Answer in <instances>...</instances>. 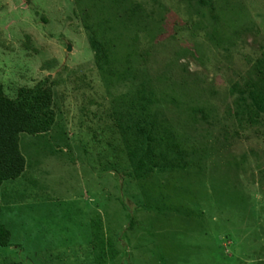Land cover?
I'll return each mask as SVG.
<instances>
[{
  "label": "rangeland",
  "instance_id": "obj_1",
  "mask_svg": "<svg viewBox=\"0 0 264 264\" xmlns=\"http://www.w3.org/2000/svg\"><path fill=\"white\" fill-rule=\"evenodd\" d=\"M208 1L123 0L142 6L126 16L115 0H0V82L50 86L55 114L21 134L26 170L1 187L0 264H264V113L241 111L264 0ZM87 9L115 70L96 63ZM139 90L182 150L143 177L116 119Z\"/></svg>",
  "mask_w": 264,
  "mask_h": 264
},
{
  "label": "trees",
  "instance_id": "obj_2",
  "mask_svg": "<svg viewBox=\"0 0 264 264\" xmlns=\"http://www.w3.org/2000/svg\"><path fill=\"white\" fill-rule=\"evenodd\" d=\"M115 1L126 16L128 10L138 13L142 7L135 4L124 8L121 6L123 0ZM85 13L87 20L84 25L88 30L89 43L98 67L105 71L108 65L110 70H115L110 61L111 43L102 22H89L91 13L86 10ZM256 67L260 80H252L253 83L249 86L251 102L243 98L241 104V111L248 115L247 120L250 122L264 113V59ZM133 98L131 105L117 112L116 119L137 176H146L156 169L176 167L179 163L171 161L168 153L175 150L181 154L180 143L170 127L161 125L151 113L152 95L139 90ZM52 104L53 92L50 86L38 84L33 88L21 87L17 96L11 97L0 82V246H8L12 237L11 230L1 222V187L4 182L19 178L26 170L27 159L21 149V134L38 135L48 132L55 122Z\"/></svg>",
  "mask_w": 264,
  "mask_h": 264
},
{
  "label": "water",
  "instance_id": "obj_3",
  "mask_svg": "<svg viewBox=\"0 0 264 264\" xmlns=\"http://www.w3.org/2000/svg\"><path fill=\"white\" fill-rule=\"evenodd\" d=\"M71 49H72V47L70 46V47H69V50H71Z\"/></svg>",
  "mask_w": 264,
  "mask_h": 264
}]
</instances>
